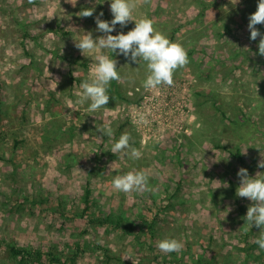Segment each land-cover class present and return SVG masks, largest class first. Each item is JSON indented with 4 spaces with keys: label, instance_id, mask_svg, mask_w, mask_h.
<instances>
[{
    "label": "rangeland",
    "instance_id": "obj_1",
    "mask_svg": "<svg viewBox=\"0 0 264 264\" xmlns=\"http://www.w3.org/2000/svg\"><path fill=\"white\" fill-rule=\"evenodd\" d=\"M258 2L138 5L135 19H151L189 60L175 71L173 86L149 90L142 59L107 49L82 55L75 47L88 32L104 35L96 16L113 19L111 0H77L75 7L67 0H0V264L16 263L5 241L62 251L68 264H264L255 243L264 232L245 220L253 202L236 195L241 167L264 179L257 166L264 158V56L260 37L251 40L248 29ZM87 8L95 9L92 17L76 15ZM134 27L117 25L111 34ZM256 27L264 35V24ZM98 54L117 61L121 80L110 82L109 103L90 113V101H76ZM141 114L149 124L137 123ZM104 125L112 136L97 131ZM124 133L140 159L111 152ZM132 171H144L155 192L114 190L113 179ZM86 187L90 210L81 214ZM92 212H123L133 232L90 221ZM142 217L154 221L156 253L148 236L135 235L146 227ZM164 239L183 249L160 251ZM75 243L90 246L71 262Z\"/></svg>",
    "mask_w": 264,
    "mask_h": 264
},
{
    "label": "clouds",
    "instance_id": "obj_2",
    "mask_svg": "<svg viewBox=\"0 0 264 264\" xmlns=\"http://www.w3.org/2000/svg\"><path fill=\"white\" fill-rule=\"evenodd\" d=\"M67 2L75 7L77 0H67ZM237 2L238 0H235V3ZM28 3L34 4L35 0H28ZM141 3L147 4L149 0H111L110 11L113 19L110 22L100 19L103 12L96 16L97 31L104 35L94 39L92 33L88 32L78 42L75 41V47L81 51L82 55L94 53L98 49H107L112 54L123 55L136 63L140 58L146 62L149 72L143 84L145 89L154 90L161 85L173 86L175 71L189 63L187 51L181 44L170 41L157 31L151 19L143 18L138 21L135 19L134 13ZM94 11V8L82 9L76 15L81 18L92 17ZM131 21H135V27L127 34L123 32L117 35L111 34L116 30L117 25L124 28ZM259 24H264V0H259L257 10L250 15L248 24L250 39L255 41L257 37H260L259 54L264 56V35L256 27ZM94 59L96 63L92 69L91 80L81 83L80 87L83 91L76 101L79 104L90 101L88 107L90 113L98 111L109 103L111 97L108 95V86L110 82L121 80L115 59L104 54L95 55ZM71 106L70 102L69 107ZM137 123L147 125L150 121L146 115L141 114ZM97 131L107 136L113 135V129L109 125L101 126L97 128ZM131 141L132 137L129 133L122 134L112 146L111 152L120 153L121 158L129 156L134 160L140 159L142 152L132 147ZM257 166L264 168V158L258 162ZM237 175L240 178V185L236 195L253 202L247 209L245 220L251 228L255 226L264 232V179L250 177L248 170L243 167L239 169ZM148 182L149 176L144 171H132L115 177L112 187L125 194L133 192L143 194L146 191L154 193L155 189L150 188ZM216 182L220 185L217 188L229 187L227 182ZM255 243L260 249H264V235H261ZM157 246L164 253L180 252L183 249V243L176 239H164Z\"/></svg>",
    "mask_w": 264,
    "mask_h": 264
},
{
    "label": "trees",
    "instance_id": "obj_3",
    "mask_svg": "<svg viewBox=\"0 0 264 264\" xmlns=\"http://www.w3.org/2000/svg\"><path fill=\"white\" fill-rule=\"evenodd\" d=\"M27 35L28 34L25 32V36ZM214 105L216 106V103ZM24 200H27V199L24 198ZM90 202H91V191L89 187H86V189L84 190V194H83V210L81 211V214H86V212L90 210ZM88 214L90 215V221L97 222L98 224H101V225L107 224V225L113 226V228L115 229H118V230L120 229L123 232L124 231L133 232L132 231L133 229H131V226L129 225L131 224V219L127 218L123 212L120 213L119 215H115L110 212L103 213V214H97L95 212H92ZM142 218H143V221L145 222L143 224L146 227L143 228V226L141 225L142 231L139 230V232H137L135 235L136 237H138L140 234L143 233L144 235L148 236L151 240V241L150 240L148 241V247L151 250H154L156 253V247H154V244L152 243L153 238L155 236L154 221L148 222L147 218L145 217H142ZM5 244L9 250V254L11 258L16 260L15 264H31L30 262L36 261L38 258H41V259L48 258V262H50L49 264L54 263V262H58L59 264H68L67 259L64 261L62 260V256L64 255V252L62 251L57 252L50 248L43 249V248L31 246V245L20 246L16 244L15 242H7V241H5ZM89 246L90 245H86L82 243H75L74 248H71V255L70 254L68 255V258H69L68 260H71V262H74L79 252L85 251L86 248ZM202 259L203 258L201 256H197L195 257L194 260L202 263ZM246 262L247 260L244 259L242 263L240 262V263H235V264H245Z\"/></svg>",
    "mask_w": 264,
    "mask_h": 264
}]
</instances>
